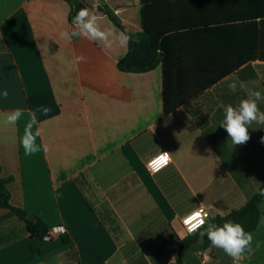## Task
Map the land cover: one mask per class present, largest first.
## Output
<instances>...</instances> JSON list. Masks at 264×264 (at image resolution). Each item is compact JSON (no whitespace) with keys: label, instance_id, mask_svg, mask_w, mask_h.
Listing matches in <instances>:
<instances>
[{"label":"crops","instance_id":"1","mask_svg":"<svg viewBox=\"0 0 264 264\" xmlns=\"http://www.w3.org/2000/svg\"><path fill=\"white\" fill-rule=\"evenodd\" d=\"M194 2L87 4L101 30L114 32L107 47L61 38L73 30L65 0H0V90L9 92L0 98L1 176L11 178L14 206L68 237L32 238L0 208V264H175L185 215L203 207L210 218L226 216L259 189L264 125L253 123L250 139L234 145L220 124L225 105H238L249 90L264 94V58L251 57L252 49L264 52V0H202L207 14ZM138 32L155 50L181 33L166 39L163 64L121 72L127 46L117 37ZM17 108L21 119L6 124ZM32 112L41 150L28 156L21 138ZM161 151L170 163L151 174L146 163ZM260 211L252 251L239 264H264V199ZM181 264L233 260L199 239Z\"/></svg>","mask_w":264,"mask_h":264},{"label":"clouds","instance_id":"2","mask_svg":"<svg viewBox=\"0 0 264 264\" xmlns=\"http://www.w3.org/2000/svg\"><path fill=\"white\" fill-rule=\"evenodd\" d=\"M72 25V32H62L60 34L61 38L84 37L93 41H102L105 46L111 47L113 41L109 37L113 36L114 32L112 30H101L97 17L90 14L88 9H80L73 17ZM117 39L120 46L126 47L132 38L129 35L120 33ZM77 59L81 62L85 60L83 56ZM228 88L231 92L235 93L238 88V82L232 81L228 84ZM8 95L7 89L0 90V98L7 99ZM260 102H264V94L260 91L249 90L247 97L241 99L238 105L233 106L232 104H228L224 106V119L220 127L226 131L234 145L245 144L250 139L249 128L253 123L264 125V111H261L259 107ZM48 111V108L42 109L44 114H47ZM22 116V109H14L7 116L5 123L15 125ZM36 124V112H32L29 122L25 126L24 135L21 138V145L25 155L28 156L36 154L41 150L40 146L36 143L40 131L37 129L33 132V127ZM159 159L167 161V153H163ZM260 195H264V190L260 191ZM196 215H199V213ZM198 223L200 227L204 228L201 236H206L213 247L222 249L226 255L232 258L233 264H239L245 253L252 251L251 243L253 237L251 233L244 230L240 223L229 220L225 221L222 225H218L208 222L206 219H201Z\"/></svg>","mask_w":264,"mask_h":264},{"label":"trees","instance_id":"3","mask_svg":"<svg viewBox=\"0 0 264 264\" xmlns=\"http://www.w3.org/2000/svg\"><path fill=\"white\" fill-rule=\"evenodd\" d=\"M65 1L70 4V21L72 22L73 17L83 8L73 0ZM151 1L153 0H141V3L146 4ZM106 14L110 21L122 30V26L114 15L108 10L106 11ZM253 23L254 22L249 23L248 25H252ZM180 33H173L163 37L160 42L159 50L153 49L148 34L144 32H138L134 35L125 33L132 39L127 44L125 55L117 63L118 70L126 73H144L153 70L159 63L163 64L165 61V54L168 52L165 48L166 39H169L174 35H180ZM250 38L253 44H259L260 40L257 38L254 36H251ZM251 52V57L264 58V52L258 51L257 48L252 49ZM10 183L11 178H3L0 170V208L11 210L25 224L30 237L43 240L50 228H48L39 217L31 215L24 209L16 207L11 203V196L8 188ZM261 190H264V178L261 181L259 189L243 207L223 217L214 216L213 218H209L208 222L222 225L225 221L230 220L240 223L246 232L251 233L255 230L261 216L260 205L264 199V195H260ZM202 231H204L203 227L193 234H187L186 237L180 241L175 264H181L184 253L193 245L197 244L199 239L202 240L203 245L211 243L206 236H201ZM61 238L64 242H68V237L64 235V233L61 234ZM32 251L37 253L34 248H32Z\"/></svg>","mask_w":264,"mask_h":264},{"label":"built area","instance_id":"4","mask_svg":"<svg viewBox=\"0 0 264 264\" xmlns=\"http://www.w3.org/2000/svg\"><path fill=\"white\" fill-rule=\"evenodd\" d=\"M163 153H167V152L161 151L160 153H158L157 155H155L154 157H152L151 159H149L147 161L146 169L149 173H151V174L156 173V172L160 171L161 169H163L164 167H166L170 163V156L168 153H167V155H168L167 161H161L159 159V157ZM197 213H199V215H196ZM209 218H210L209 211L203 207H200V208L188 213L187 215H185L180 220V223H181V226H182V228L186 234H193L202 228V227H200V225L198 223L199 220L206 219L208 221ZM63 233H64L63 227L51 228V229H49L47 235L43 238V240L44 241H50L54 235H61Z\"/></svg>","mask_w":264,"mask_h":264},{"label":"rangeland","instance_id":"5","mask_svg":"<svg viewBox=\"0 0 264 264\" xmlns=\"http://www.w3.org/2000/svg\"><path fill=\"white\" fill-rule=\"evenodd\" d=\"M75 1L77 4L81 5L82 8L84 6L88 5H95L98 4L99 7H108L109 5H113V6H117L121 3H131V4H135L137 2V0H73ZM196 3H198V5H196ZM200 3V4H199ZM194 5H196L195 7H197V10L195 7H193ZM194 5H190L189 9H190V13H193L195 10L204 14L210 13L209 11L212 10V8H208L207 6H205L202 3V0H195ZM98 6H96L98 8ZM200 9V10H199ZM109 11V10H108Z\"/></svg>","mask_w":264,"mask_h":264},{"label":"snow or ice","instance_id":"6","mask_svg":"<svg viewBox=\"0 0 264 264\" xmlns=\"http://www.w3.org/2000/svg\"><path fill=\"white\" fill-rule=\"evenodd\" d=\"M162 159H166V158H162Z\"/></svg>","mask_w":264,"mask_h":264}]
</instances>
